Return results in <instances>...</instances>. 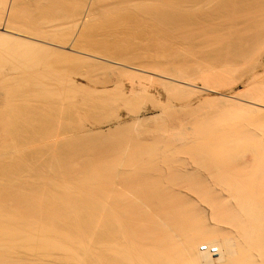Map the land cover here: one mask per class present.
<instances>
[{
	"label": "bare ground",
	"instance_id": "6f19581e",
	"mask_svg": "<svg viewBox=\"0 0 264 264\" xmlns=\"http://www.w3.org/2000/svg\"><path fill=\"white\" fill-rule=\"evenodd\" d=\"M22 1L23 0H0V27H2L3 25L2 31H0V54H5V55H2V57L10 55L14 51V49L19 48V46L25 47L30 50L32 49L33 52L38 51V49L40 51L42 49L45 50V48L49 50L48 47L42 42H44L47 39H49L50 42L52 39L53 40L61 39L59 36L56 37L57 35H59V34H56V32L58 33V31H56V28H55L56 26H58V24L55 25L54 23L55 22L60 23L64 20L68 21V19L72 18L74 14L77 15L76 9L78 7L79 9L81 7L84 9L85 6H82V5H84L87 0H76V1L71 0L70 2L65 1V0L64 1L63 0L61 1L60 0H42L43 3L37 0L39 1V5L40 3L43 4L40 9H39L40 6H37V8L39 9V11H41V13L39 17L38 16L36 17L35 15L34 16L35 18H34L32 17L33 16L32 14L30 17H32L34 20L37 19L36 23L40 25V27H43L42 29L39 26H37V24L35 23L33 19L31 20L30 18V20L28 19L29 20L28 21L25 19V17L27 18V16L25 17H23V15L22 17L19 16L21 15L20 14L21 12L22 14L24 12V10L20 11L21 7H19V4L24 5ZM37 1L34 2V4L33 3L32 4L37 5L36 4L38 3ZM142 1L147 2V0H140L139 1L140 6L143 3ZM161 1L162 0H160V2ZM170 1L171 0H169V2L167 3H171V4L173 3L171 7L175 3L178 2V1L177 2H173V1L170 2ZM186 1L187 3L189 2V0H186ZM222 1L221 0L220 1L219 0H205L204 3H207L208 5H210L211 3H215L214 5L219 6V7L217 6L219 11H217V8L214 9L215 7L213 4L209 6V11L213 7L212 10L213 12L216 13L215 15H217V12H221L223 9L229 10V11L227 10L223 11L221 12V14L223 13L222 15H225L224 17L226 18V20L227 18L232 19L230 18L231 16L233 17V20H231V22H229L230 20L228 19V22H229L228 24L230 23L232 24V21L235 22L232 24L233 27L230 24L231 26L229 27H231V29L236 27V25L237 27H240L242 29L240 30V32L242 31L241 33L236 32L241 35L239 36L237 34L238 36L237 35L236 36L238 38L237 37L236 38L239 39L241 37L242 42L243 41L244 43L246 42L245 44L247 45L250 43L251 44L253 43L254 47H256L254 48L255 50L254 54L260 53V51L264 49V0H222ZM104 2L106 4V0H91L90 5L89 6L86 5L88 6L87 10L89 14L87 15V17L91 16L90 14L92 13H94L92 14L94 15V17L96 16L97 13H100L101 11L99 12L98 8L102 7L103 9L102 3L104 4ZM120 2H122V0ZM123 2L120 3L119 5V6H122L121 8L119 7L117 8L118 2H116L117 5L115 9L119 11L120 13H122L121 11L126 10L125 7L127 5L125 6ZM139 2H137L138 3V7H136L137 9H139ZM131 3L133 4L134 2L132 1ZM191 4L193 5L194 3H192L191 1ZM28 5L30 6V4H27L26 6L28 7ZM72 5L73 7H71ZM200 5L201 4H199V6ZM206 5L202 6V8L205 7L206 9V7H208ZM144 6L146 7L148 5H144ZM122 8L123 10H121ZM148 8H151V6ZM165 8L168 9L169 7H165ZM180 8L181 7L179 6V9ZM31 9H34V13L35 11L37 12L34 6ZM112 9H109V10H111V12L114 13L116 10L114 9L115 10L114 11ZM141 9L138 11L140 12ZM154 9L155 8L153 9L151 8V12H150V9L148 10L151 14L148 12L144 13L146 17L148 18V20H151L152 23L158 22L154 20H158V19L160 20L162 18H164L163 20L166 21L165 18L167 19L168 17L169 19L173 17L172 20H174V18L175 20H177L176 17L178 16L176 15V17H174L175 15H173V13H172L173 16H169L168 14H165L167 12L165 11V13L163 12V14H161V15L165 14V16L162 17V16H159L160 15L159 13L161 12H158L156 14L154 11V13H152ZM158 9L163 11L161 8H158ZM205 9H204V15H205ZM95 10H98L97 13H95L96 12ZM212 10L209 13H212V16H213L214 13L212 12ZM127 11L129 12V10ZM185 11H186V8H185ZM207 11H208V8H207ZM224 12H227L228 14L229 13H232V14H229L230 15L229 16L228 14H225ZM107 13L109 14L108 11ZM209 13L207 15H211ZM154 14H156V16ZM197 14L199 15V13ZM215 15H214V18L217 17V16L215 17ZM226 15H228L229 17L228 16L226 17ZM182 16H185V15H182ZM187 16H190V15H187ZM197 17H196V21H197ZM76 18L73 17V19H76ZM182 18L183 17H181V19ZM189 19L186 18L185 20H188V23H189ZM208 19L209 18H207V20ZM97 20L96 22H98ZM102 21H103V16H102ZM135 21H138V20H135ZM162 21L160 20V22ZM25 22H28V23L30 22V26L32 27L29 26L30 27L29 28ZM150 22L148 21L149 25H150ZM160 22L158 24L159 26H161ZM166 22L165 23L169 25L168 21ZM179 22L180 21L176 23H179ZM213 22H215V20H213ZM213 22H210V23H213ZM135 23L136 22H133L132 24L135 25ZM165 23H162V24H165ZM224 23H227V22H224ZM53 24L55 25V27ZM61 24L64 25L63 23ZM142 24H144V22ZM62 25L60 26V29H62L61 28ZM91 25H93V23H91ZM167 25H164L163 28L161 27V29L164 30V27L171 28V26H167ZM219 25H222V24L219 23ZM36 26L39 27V29H37ZM211 26H214V25L211 24ZM33 27H35L37 31L34 29V32H32ZM85 27H86V24H85ZM139 27H136V29ZM205 27L207 28V26ZM153 28H155L156 30L155 26H153ZM195 28L191 29V31L195 30ZM75 29H77V27ZM172 29L176 30L177 28H175L174 26V28ZM209 29H211L210 25H209ZM225 29L227 28L225 27ZM154 32L158 33L156 31ZM233 32H235V30ZM64 33L66 34V32ZM68 33H71V32L69 31ZM65 34L62 33L61 37L62 35H65ZM230 34L232 33L230 32ZM235 34L233 33L234 36ZM149 35H152V34L149 33ZM163 35L164 34H162V37ZM192 35L194 38L198 37L197 34H196L197 35L196 37L194 33ZM210 35H212V33ZM188 36L191 37L190 40L193 39L191 35H188ZM69 37L67 36L64 38L63 36L62 38L64 41H66V38H68L69 40ZM166 37L168 38V35H166ZM166 37H163L161 39L163 40ZM199 37H202V35ZM186 39L183 38V40L189 41ZM218 39H220V37H218ZM63 40L61 42H63ZM46 42L47 41H45V43ZM207 42L209 43L211 41H207ZM231 42H233V39ZM219 43L221 44L222 42H219ZM159 44H160V41H159ZM159 44L157 42V45ZM169 45H171V43ZM188 45L190 46L191 43ZM159 47H160L159 48L160 53L161 51L164 52L166 50V48L164 47H163L164 50H161L160 45ZM242 47L240 48V50L242 49ZM150 48L149 50H151ZM238 48L239 47H236V49ZM131 49H133V47ZM94 50H97V49H94ZM106 50H108V48ZM100 51H97V52H100ZM127 51L125 53H127ZM250 51H252V49ZM113 52L114 51L112 50L111 57H112ZM166 52H169V50H167ZM87 53L85 56H87L88 59L90 58L94 62L95 56H93V54L91 55L89 53L90 54L89 55ZM104 53L106 54V52ZM107 53L110 54V52H107ZM114 53H116V50ZM107 55H106V58H107ZM115 55L113 57H115ZM154 55H155V52H154ZM166 55H168V53ZM12 56H14L13 53L10 55L8 63H11L12 65H10V67L14 68L18 65L17 64L18 62L16 61L17 59H14L15 56L14 58ZM135 56L137 57V55ZM170 56H168L169 57L168 60L169 59L171 60V58L173 59L175 58L173 57V55L171 57ZM153 57L154 56H152V58ZM77 58L79 57L77 56ZM128 58L131 59V61L130 60L125 61L127 60V57H126L125 60H121L122 58L121 59L119 58L120 60L118 62L114 60L109 61V62H112L113 64H116V65L127 66V67H129V65H133L134 69H136L137 67H141V68L146 67L145 69H148L147 67H151L150 66L151 64L149 65L150 63L149 59H148L149 63L147 62L149 66L147 65V63H146L147 66L145 67L142 64L143 62L141 59L145 58V56L143 58H140L139 61L142 62L141 64L138 63L139 62L138 57H137L138 59H135L133 56L135 60L134 59L132 60L131 55L130 56L128 55ZM144 60L145 62L147 61V59H144ZM165 60L166 58L163 59V61ZM79 61L81 62L80 59ZM151 61H153V59H151ZM157 61L159 62L160 60H157ZM83 62H86L85 59ZM206 64H207V67L210 66L213 69L212 66L214 64L213 65H209V63H206ZM217 65L215 64L214 67L216 66V68H218ZM214 69L211 73H210L211 70L207 71L206 69L203 73H200L202 70L199 71V73L194 72L196 73V75L194 74L195 76L194 77L192 76L193 78H188L186 76H185L186 78H184L183 76V77H180V79H178L179 77L178 78L176 77L177 78L176 81L183 83V84H187L188 86H193V87H196V85H194L196 81H201L203 84V87L207 88L210 92H215L217 88L224 87L225 84L227 83L223 82L224 78H222L221 79L222 81H220V78L221 76L224 75L223 73H225V71L224 72L217 71V70L214 71ZM136 70H139V69H136ZM8 74H10V72H6L4 76L8 77L9 76ZM27 76H29L28 80L30 81L29 82L30 84L27 82L29 84L27 85L30 86V89L27 95L23 94V88L22 87L20 88L19 84L16 85L14 83L13 85L15 87L12 88V84H11L10 91H11V94L14 93L15 96L14 94H12L11 97L9 96L4 97L2 93L0 92V99H1L0 100V131L3 130L5 132L7 129L8 131H10L11 128H14V129H11L10 131L11 134L10 133L8 134L12 135L13 133L14 135L16 133L18 135V132L20 130L21 132L25 130L24 133L26 134V135H23V133L20 132L22 135L17 136V138L20 136H23V137L26 136V139L23 137L22 138L20 137L19 139V140H22V144L17 146V148L21 146V148H18L20 151L12 150L13 147L15 148V149L13 148L14 150L17 149L16 145L13 146L14 144L13 143L12 144L13 147L10 149V152L12 150L13 152H19L20 154L23 155L24 152L26 153V151L30 150L31 153H34L36 155L34 156V159L35 157L39 156L38 153L40 154V157L34 160L35 164L30 165L31 162H29L30 164H27V165H29L30 168L27 165L26 166L28 169L26 167H25L26 169L23 168L25 171L21 170L23 166L16 168L18 169L17 170L18 172L13 171L15 168L14 169L12 168L13 170L9 169L10 167L8 168V170L11 171L10 174L15 176L12 179L17 180V183L16 182L14 183L12 181L10 182L8 180L10 179V177H12V176L10 177L6 176L7 175L6 173L10 175L9 171L6 170L7 172L4 173L3 170L2 171L0 170V173L3 172L4 174H6V175L3 174L4 175L3 176L1 175L2 174L1 173L0 176H2V178L0 177V179H3V178L5 179L6 177L7 178L5 179L6 182L9 181L11 183V184L6 183V185H9L10 187L9 189H7L8 187L4 185L5 182L3 180L0 182V186L3 184V187H1V190H0V197L2 196L1 194L5 192H6V195H8L7 194L8 190L13 189V186L15 184H18V180L21 181L23 179L22 182L24 181L22 185L20 184L21 182L19 181L20 182L19 185L14 186L13 191L15 190V187H16V190H18L17 192H15V194L17 193V198L10 199L11 197L10 195H9L10 197L8 196L7 198L6 195L4 194L3 196L5 198H0V264H211L209 260L207 261L201 260L200 255L198 253V245L201 243L202 237H206V236L207 238H209V240H212L213 242L216 243L217 247L214 249L215 251L219 252L218 255L220 257V264H264V142L261 141V138H262L261 136L264 137V134H263L264 132L262 133L263 135L260 136L261 138L258 136V138H260L259 139L260 144L256 143L252 145L243 144L242 142L246 141L248 137H250L251 141L252 139L253 141H255L257 138L256 137L257 135L256 136L252 135V134H255L254 130L250 136L249 135L246 136L245 132L240 133L238 132V130L236 131V129H233V128L229 129L230 131H227L225 129H221L217 127H214V128L209 127L207 129L200 130L193 136H189L188 131L184 132L185 136L181 135L182 133H179L177 135H181L179 137L181 138L183 137L182 139L184 140L186 139V141L190 140L191 137L192 138L197 137L200 141L203 140L201 141V143L203 142L202 145L199 144L201 147H203L202 149H205L206 143L208 144L206 146V149L203 150V152H201L202 151L201 147L199 148L198 146H196V148L192 147V148H195L193 149V151L191 150L192 154L190 155L193 160L192 161L190 159V161L191 163L192 162L193 163L192 164L188 163L189 164L188 166L191 165L192 167H188L187 165H185V163H183L180 165L183 167L179 168L180 166L178 165V161L175 160L177 164L175 161H173V163L175 162L174 164L170 162L171 159L174 160V158H168L167 156L164 157L163 155H161L162 153H160V151L155 147L154 148L147 147L148 149H146V147L143 148L142 146H138V148L134 150V152L132 153L133 157L130 156V158L128 157V159L127 158L122 159V157H125L127 155L128 150H129L128 148H130L128 146L125 147V149H123L122 152H120L121 156L119 157L118 160H115L113 162L109 161L110 163L109 165L107 162L101 169L95 168V165L94 166L88 165L90 167L88 166L80 167L76 161L72 160L73 156H71V154L70 156L69 154L65 155V153L67 152L66 151L67 148H70L67 150H74L75 152L78 150H75L76 148L74 149V147L76 146L72 144L73 143L72 135L70 137V135L66 134V132H64L66 129H64L63 131V127H64L63 124H66V121H64L65 123L61 122L62 116L67 119L68 116L66 117L64 116V114L68 115L70 107L72 106L70 104L71 103L70 101H73L71 100L72 98L71 95H73V91H74L72 89L73 86L70 84V82L68 81L65 82V79L64 81L62 80L59 81L58 79H56V80H53L54 81L53 83H44L42 79L44 78L42 77L43 75H38L35 73V74H30V75L28 74ZM224 76L225 77L227 76V72H226V75ZM134 77L138 78L139 76H134ZM14 79L15 77L12 79L13 82H14ZM262 83L264 82H256L253 89L249 93H247L244 97L242 95L240 98H235L236 99L235 101H227V102L222 101L221 112L223 114H230V113L254 114L255 113L257 115L259 114L261 115V113H264L262 112L264 111V84ZM69 85H71L72 90L68 88L70 87ZM171 85L170 86L168 85V88L170 89V87H172L170 90L180 95L182 93L186 95L193 94L197 91V90H194L188 87L179 86V85L172 84V83ZM70 91H72V94L70 93ZM22 100L24 101L28 100V101L27 102L25 101L22 104L21 103ZM25 103L26 104L29 103L28 106H26ZM68 104L71 106L68 107ZM51 105L53 108L51 107ZM47 107H49L47 110L48 112L45 114L46 111L44 110ZM27 110L30 111V112H27L28 115L26 114ZM64 110L65 111L67 110L66 111L67 114L64 112ZM256 112H258L259 114ZM29 113H30V117L26 118L25 116H29ZM48 114H50V116L52 115L49 118V120H47ZM36 115L38 116V118H35ZM262 116H258L260 117L259 119L257 118L258 121L255 118L256 126L258 124L256 128L258 129L259 127L260 128L259 131H261V129L262 131H264V115ZM141 122L142 121L139 120L135 123V125H139ZM67 124H68V121H67ZM69 126H71V124ZM15 127H18L17 128L18 131L15 130ZM2 133L3 132H1L0 134V139L3 141L2 142L0 140L1 141L0 142L1 152H3V150L6 149V148L2 149L3 148L2 145H4L7 142V139L12 138V137L8 138V136L10 135L6 134L7 133L6 132L4 133L5 134V137H4L5 142H4L2 138L3 136ZM31 133L32 134L37 133L35 136L36 139L33 137L34 135L33 136L31 135ZM37 136H40L39 142H36L38 141ZM201 137H203V139ZM15 138L16 137H14L13 139ZM29 138L33 142H30ZM65 138L69 139V142H66L67 145H65L66 143H63L64 145L61 143L63 139L65 140ZM13 139H12V142H13ZM23 140H24L25 145H23ZM204 140L205 141L207 140V142H205ZM75 143L77 144V142ZM10 146L8 147L10 148ZM23 146L24 147L27 146V149L25 148L24 150V148H22ZM63 148L64 149L66 148L65 149L66 152L64 151ZM192 148L190 147L189 150ZM197 148L199 151L197 150ZM39 149H43V151H40ZM6 150L9 152L8 149ZM34 150H39V151H37V153L32 152ZM7 151L5 154H4L5 152L4 151L0 155L2 156L3 154L6 155L8 153ZM40 152L43 154H41ZM19 158H20V155H19ZM160 159L163 165L165 163V166L167 167L164 166L163 167L164 169L162 170L161 168L157 169L159 170L158 172L157 170H151L152 169L151 165H153L154 163L156 165V162H158L159 164V162H161ZM25 160L27 161L30 159H25ZM18 161L20 162V160ZM190 161H187V162H190ZM180 162L181 160L179 161V163ZM6 163L10 164L8 162ZM15 163H17V161ZM20 163L22 164V161ZM201 166L205 169H203ZM156 167L157 166H155L154 168ZM200 167L202 171L200 170ZM165 168H167V170L165 173H163L165 171ZM26 170L28 172H26ZM199 170L201 172L206 170L204 174L208 175L206 178L208 182L207 180L204 179L206 175L205 176L201 175L200 180L204 179L203 181H206L207 183L205 182L202 184L203 181L202 182L198 181V184L193 183L192 185L190 184L189 186H186V187L185 185H183V187L182 185H178L180 183L183 184L182 182L184 180H186L185 183H187L192 177H195L198 173H200ZM30 171H31V174L33 173L32 174L33 177L31 175H29V177L31 176L30 178L25 177V174L26 176H28L27 174H30ZM153 171H156V173H154ZM97 172L102 173L103 175L101 174V176L103 177L101 178V176H99L100 174H98L96 177L95 173ZM16 175L17 176L20 175V176L16 178ZM211 177L214 178V180H212ZM26 178L27 180H24ZM31 178H33L34 180ZM97 178H99L101 181L98 180ZM29 179L32 180L33 182L30 181ZM209 180L210 181L212 180L214 182L209 183L210 182ZM28 181H30L32 184H30ZM25 182H28L26 184L27 188H29L28 184L33 186L32 187L29 185L30 186L29 189L33 190V191L29 190L33 192V193L30 192L32 194V195L30 194L32 196L31 199L30 198L27 199V195L25 194H24L26 196L25 199L24 197L21 198L23 193L22 195H19L20 197H18V192L20 191V189H22L21 187L25 186L23 185L25 184ZM192 182H195V181H192ZM117 184H119V186L121 187L118 193L116 191ZM92 189H94L93 191L98 192V194L96 193L93 194V195L96 194L98 198L96 197V195L92 196V191H91ZM10 192L14 193L12 192V190H10L8 193ZM15 194L14 196L13 194H11L12 197H15L16 196Z\"/></svg>",
	"mask_w": 264,
	"mask_h": 264
},
{
	"label": "rangeland",
	"instance_id": "374dc122",
	"mask_svg": "<svg viewBox=\"0 0 264 264\" xmlns=\"http://www.w3.org/2000/svg\"><path fill=\"white\" fill-rule=\"evenodd\" d=\"M36 1L37 0H23L22 2L24 3V5L19 4V7H21V10H20V8H19V10L20 11L24 10V12H23V14L21 12L20 13L21 15H19V16H21V17H22V15H23V17L27 16V18L25 17L26 20H28V19L30 20V18L32 20L33 19L32 17H34L35 15H36V17L37 16L39 17V15L41 13V11H39V9L43 5L41 3L39 5V1L42 3H43V1L39 0V1H37L38 3H36L37 5H33L34 2H36ZM65 1L70 2L71 0H65ZM90 1L91 0H89V1L87 0L85 2V4L82 5V6H85L84 9L82 7H81L82 9L80 8L81 10L79 9V7L76 9L77 13L76 12L75 13L77 15L74 14V16H72V18L68 19V21L64 20L67 24L64 21H62L60 23L55 22L54 23L55 25L58 24V26H56V27L53 24L54 27L56 28V31H58V33L55 31L56 34H59L56 37L59 36L63 40V38H62L63 36H64V38L67 36L68 37L70 36L69 40H68V38H66V41L63 40V42H61L62 41L61 39H58V40L52 39L50 42V40L47 39L45 41H47L48 43L47 42L45 43V41L42 43L45 44L49 50H47V48L44 47L45 50L42 49L40 51L38 49V51H35V52H33L32 49L30 50V49H27L25 47L19 46V48L14 49V51L12 50L13 51L12 53L14 54L15 58H14V56H12V57L14 59H17L16 61L18 62L17 63L18 65L14 68L10 67V65H12L11 63H8L9 57L12 53L8 56H5V57H2V55H5V54H0V92L2 93V95L4 97L5 96L11 97L12 94H14V93L11 94V91H10L11 90V87H10L11 84H12V88L15 87L13 85V83L16 85L19 84L20 85L19 87L23 88V94L27 95L28 91L30 89V86H28L30 84L29 83L30 81L28 80L29 76H27V75L28 74L29 75L35 74V73L38 75H43L42 77H44V78H42V79H43L44 83H53L54 82L53 80H56V79H58L59 81L60 80L64 81V79H65V82L66 81L70 82V84L73 86L72 89L74 91L76 90L75 92L73 91V95H71L72 96L71 100H73V101H70L71 102L70 104L72 106L68 104V107L71 106L70 110L68 109L69 113H68V115L64 114V116H66V117L68 116L67 117L68 120L62 116L63 118L61 117V120H62L61 122L63 123L64 121H66V124H63L64 125L63 131H64V129H66L64 132H66V134L70 135V137L72 135L73 139L72 138L71 139L73 140V143L72 142L71 143L74 146H76V147H74V149L76 148L75 150H78V151L75 152L74 150H67L70 148L66 147L67 149L66 148L65 149L67 152L63 148L64 151L66 152L65 155L69 154V156H70V154H71V156H73L72 160L76 161L80 167H85L88 165H93V166L95 165V168L101 169L107 162L109 165L110 164L109 161L113 162L115 160H118L119 157L121 156L120 152H122V150L125 149V147H127V146L130 148H128L129 150H128L127 155L125 157H122V159H125V158L128 159V157L130 158V156L133 157L132 153L134 152V150H136L138 148V146H142L143 148L146 147V149L155 147L160 151V153H162L161 155H163L164 157L167 156L168 158H174V160L171 159V161L168 159L171 163H173V161L176 160V161H178L179 166L183 163H185V165L188 166L189 165L188 163H190V164L193 163V162L191 163V161H190V159L192 160V157L190 155L192 154L193 149H195L196 146H198V148L201 147L200 145H202V143H203V142L201 143V141H203V140L200 141L197 137H193V138L191 137L190 140L186 141V139L185 140L182 139L183 137L182 138L179 137L181 135L185 136V134H184L185 131L189 132V136H193L198 131L203 130V129H207L209 127L210 128L211 127L212 128L217 127V128L225 129L227 131H230L229 129L233 128V129H236V131L238 130V132H240V133L245 132L246 136L247 135L250 136L254 130L255 134H252V135H255V136L257 135L256 140L254 139L255 141H253V139H252V141H251L250 137H248V139L242 143L243 144H251V145L256 144V143L260 142L259 139L261 137H262L261 141L264 142V140H263L264 137L261 136L264 134L263 133L264 131H262V129H261V131H259L260 128L259 127H258V129L256 128L258 126V124L256 126V122H255L257 118L258 119L260 118L258 116H262V115H264V113H261V115H260L259 114L260 111H259V113L256 112L259 114V115H257L255 113L254 114H241V113L223 114L221 112L222 101L223 102L235 101L236 100L235 98H240L242 95L244 97L247 93H249L253 89L256 82H264V49H262L260 51V53L254 54V52H255L254 48H256V47H254L253 43L248 44L249 45L248 46L247 44H245L246 42L245 43H244V41L242 42L241 37L239 39H237L238 38L237 36L238 35L241 36V35L236 33V32H240V30H242V29L240 27H237V25H236L237 28L234 27L231 29V27H229L235 22L232 21V24L230 23L231 25L228 24L229 22H231V20H233V17L231 16L230 18H232V19L227 18V20H226V18L224 17L225 15H222L223 13L221 14V12L227 10L226 8H225L226 10L221 9L222 10L221 12H217V11H219L218 10L219 6L214 5L215 3H211L215 7L214 9L217 8V11H216L217 15H215L216 13L213 12V10H212L213 7L211 8L215 17L217 16L216 17L217 19H216V18H214V15L212 16V13H209L211 11V10L209 11V6L211 4L208 5L207 3H204L205 0L204 1L199 0V2H198V0H189V2H190V3L188 2L189 4L187 3L186 0H171L173 2L178 1L172 7H171V5L173 3L172 4L167 3V2H169V0H167V1L162 0L161 2H163V3H161L160 0H158V1L157 0H147V2L144 1L145 3L142 1L144 4L141 2L142 3L141 6H140V2H139L140 0H138V1L137 0H126V1L122 0V2L124 1L123 4L125 6L126 5L129 6V4L132 1L134 3L133 4L131 3L129 7H127V6L125 7L122 4L126 8V10H123V8L121 10L125 11L126 13L123 11H121L122 13H120L119 11H117L115 9V7L117 5L116 2H118L117 8L122 7V6H119L120 3H122V2H120L121 0L120 1L119 0H106V4H105V2H104V4L102 3L103 9H102V7H100V8L97 7L99 12L101 11L100 12L101 15H100V13H97L98 10H95L96 12L94 11L95 13H97L95 16L96 18H95L94 15H92L94 13L90 14L91 16L87 17V15H89L87 7L90 5ZM135 1L139 2V9L136 8V7H138V3ZM191 1H192V3H194L193 5L191 4ZM195 3H197V4H195ZM27 4H30V6L28 5V7H27L26 6ZM162 4H163V6H162ZM199 4H201V5L199 6ZM202 4H204V5L207 4L206 6H208V7H206V9H205V7L202 8V6H204ZM32 5L34 6V8H36L35 10H37V12L35 11V13H37L38 15L34 13V9H31L33 7ZM86 5H88V6H86ZM108 5H110V6H108ZM113 5H114V7H113ZM144 5H148V6L145 7ZM149 5L151 6L152 9L155 8L152 11V13H154V11L156 14L158 12H161V13H159L160 14L159 16H162V17H164L165 14H168L169 16L175 15L174 17H176V15H177L178 17H176V19L180 22L176 23L178 21L175 20V18H174V20H172L173 17L170 19L168 17L167 19H169V20H167L165 18V20L168 21V23H169V25H167L166 24L167 22L164 21L163 20L164 18L161 17L162 19H160V20L161 21L163 20L162 22H160V20L157 18L158 20H154V21H158V22H154L155 24L152 23V21L148 20V18L144 14L145 12H148V13L151 12V8H148V7H150ZM178 5L181 7L180 9H179ZM37 6H40L39 9L37 8ZM107 6H108V8H107ZM142 6H144V7H142ZM197 6H198V8H197ZM23 7H24V9H23ZM71 7H73V5ZM165 7H169L168 9H170V10H168ZM158 8H161L163 11H161ZM171 8H172V10H171ZM185 8H186V11H185ZM207 8H208V11H207ZM100 9H102V10H100ZM109 9H112V10L115 9L116 11L114 10L115 12L113 11L114 13H112L111 10H109ZM140 9H141V11H140L141 13L138 11ZM149 9H150V12L148 11ZM204 9H205V15H207L208 13L211 15H207L208 17L205 16L204 15ZM127 10H129V12L130 11L131 12L129 13ZM193 10H194V12H193ZM107 11L109 12V14L107 13ZM165 11H167V12L165 13ZM181 11H183V12H181ZM227 11H229V10H227ZM31 12H33V13H31ZM163 12L165 14L161 15V14H163ZM174 12L177 14H175ZM172 13H173V15H172ZM197 13H199V15ZM224 13L228 14L227 12H224ZM31 14L33 15L32 17H30ZM156 14H154V15L156 16ZM180 14H181V16H180ZM220 14H221V16H220ZM229 14H232V13H229ZM182 15H185V16H182ZM187 15H190V16H187ZM228 15H226V17ZM28 16H29V18H28ZM102 16H103V21H102ZM73 17L76 19H73ZM181 17H183V18L181 19ZM196 17H197V21H196ZM204 17H206V18H204ZM186 18L187 19L190 18L189 19L190 24L188 23V20H185ZM207 18H209V19L207 20ZM228 19L230 20L229 22H228ZM26 20H24V21H26ZM36 20L37 19L34 20L35 23H36ZM86 20L88 21V23L90 25L87 23ZM96 20L98 22H96ZM135 20H138V21H135ZM190 20H192V21H190ZM201 20H203V21H201ZM213 20H215V22H213ZM34 21H33V23H34ZM101 21H102V23H101ZM148 21L149 22L151 21L150 25H149ZM118 22L119 23L121 22L122 24L121 23L119 24ZM133 22H136L135 25L132 24ZM139 22H140V24H139ZM143 22H144V24H142ZM159 22H160L161 26L158 25ZM210 22H213V23H210ZM224 22H227V23H224ZM25 23H26V25H28V27L30 26V22L29 23L25 22ZM61 23H63L65 26L62 25ZM68 23H70V24H68ZM91 23H93V25H91ZM107 23H109V24H107ZM111 23L114 25H112ZM151 23L153 26L156 27V30H155V28H153ZM162 23H165V24H162ZM171 23H173V24H171ZM219 23L222 25H219ZM85 24H86V27H85ZM181 24H183V25L185 24V25L183 26ZM188 24L190 27L188 26ZM199 24H201V25H199ZM211 24L214 26L216 25L215 28H214V26H211ZM61 25H62L61 28L64 31L62 29H60ZM66 25H67V27H66ZM98 25H100V26H98ZM130 25H132V26H130ZM144 25H146V26H144ZM164 25L171 26V28L170 27H164V30H162L161 27L163 28ZM209 25H210L211 29H209ZM37 26L40 27V25H38V24H37ZM174 26H175V28H177L176 30L172 29V28H174ZM197 26H199V27H197ZM205 26H207V28ZM30 27H32V26H30ZM39 27H37V29H39ZM76 27H77V29H75ZM136 27H139V28H137L138 30L136 29ZM225 27L228 29V31H227V29H225ZM232 27H233V25H232ZM2 28H3V25H2V27H0V31H2ZM40 28L42 29L43 27H40ZM167 28L168 29L170 28V29L168 30ZM194 28L196 31L195 30L191 31V29H194ZM32 29H33V31L31 29L30 30L32 32H34L35 27H33ZM215 29H217L218 31ZM233 29L235 30V32H233L234 31ZM236 29H238V30H236ZM152 30H154L158 33H155ZM69 31L71 33H68ZM151 31H152V33H151ZM171 31H173V32H171ZM188 31H190V32H188ZM64 32H66V34ZM167 32H169V33H167ZM214 32L215 33L217 32V33L215 34ZM230 32L232 34H230ZM62 33L65 35H62V37H61ZM149 33L152 35H149ZM193 33H194L195 37L197 35H198V37L194 38L192 35ZM200 33H201L202 37H199V36H201ZM211 33H212V35H210ZM233 33L234 34L236 33L235 36L233 35ZM162 34H164L163 37H166V35H168V38L166 37V38H164L165 40L164 39L162 40L161 39V38H163ZM169 34H170V36H169ZM188 35H191L193 37V39H192L193 41L190 40L191 37ZM228 35H229V37H228ZM223 36L226 38H224ZM153 37H155V38L157 37L158 39L157 38L155 39ZM218 37H220V39H218ZM70 38H71V40H70ZM151 38H153V39H151ZM175 38H177V39H175ZM183 38L184 39L187 38L186 40H189L190 42L183 40ZM214 38H216V39H214ZM232 39H233V42H231ZM166 40H167V42H166ZM238 40L241 42H239ZM159 41H160V44H159ZM207 41H211V42L208 43ZM234 41H235V43H234ZM157 42L161 46V50H164L163 47L166 48V50L164 52H162L161 50H160L161 53L159 52L160 47H159V45H157ZM161 42H162V44H161ZM214 42H215V44H214ZM219 42H222V43L220 44ZM229 42H231L232 44ZM238 42L241 43L242 45L244 43L243 47ZM49 43H51V44H49ZM73 43H75V44H73ZM163 43L165 44V46L166 45L167 46L165 47ZM170 43H171V45H169ZM190 43H191V45L189 46L188 44H190ZM202 43H204V44H202ZM205 43H207V44H205ZM85 44L87 46L89 44V46L87 47ZM228 46H230V47H228ZM240 46L242 47L241 50H240V48H241ZM250 46H252V47H250ZM132 47H133V49H131ZM236 47H239V48L236 49ZM107 48H108V50H106ZM149 48L151 50H149ZM153 48H154V50H153ZM94 49H97V50H94ZM251 49H252V51H250ZM112 50L114 52L116 50V53H118V54H116L113 52L112 57L116 54L117 56L115 55V57H117L118 59L115 57H113V58L111 57ZM167 50H169V52H166ZM97 51H100V52H97ZM126 51H127V53H125ZM151 51H152V53H151ZM156 51H157V53H156ZM87 52H89L91 55L93 54V56H95L94 62H93V60H91L90 58L88 59L87 56H85ZM104 52H106V54ZM107 52H110V54H108ZM154 52H155V55H154ZM62 53H64V54H62ZM66 53H67V55H66ZM89 53H87V54H89ZM167 53H168V55H166ZM107 54L111 58H109ZM106 55H107V58H106ZM128 55L129 56L131 55L132 60L136 57L135 55H137V57L139 59L137 57L135 59H138V61L140 60V58H143L145 56V58L141 59L143 63L140 61L139 62L136 61V62H138L140 64L142 63L145 67L148 65V63H149L148 59H149L150 60L149 65L151 64L150 65L151 67H147L148 69H145L146 67L145 68H143V67L142 68L141 67L136 68L135 67L136 69H139V70H136L133 68L134 67L133 65H129V67H127V66L116 65V64H113L112 62H109V61H113V60L118 62L121 58H122L121 60H125L126 57H127V60H125V61H128V60L131 61V59H129L130 57L128 58ZM140 55H141V57H140ZM159 55H161V56H159ZM170 55L171 56L173 55V57H175V58L174 59L171 58V60L170 59L168 60V58H169L168 56H170ZM66 56H67V58H66ZM77 56L79 58H77ZM133 56H134V58H133ZM152 56H154V57L152 58ZM75 58H77V59H75ZM165 58L168 61H166V60L163 61V59H165ZM213 58H215V59H213ZM79 59L81 60V62H83L85 59L86 62L81 63L79 61ZM144 59H147V61L145 62ZM151 59H153V61H151ZM155 59H156V61H155ZM157 60H160V61L158 62ZM88 61H89V63H88ZM77 62H78V64H77ZM153 62H155V63H153ZM210 62H211V64H210ZM146 63H147V65H146ZM206 63H209V65H213V64L217 65L218 64L217 65L218 68H216V66L214 67V65L212 66L213 69L215 68L214 71H216V70L217 71H223V72L225 71V73H223L224 75H226V72H227V76H228V77L226 76L227 78L223 74H222L223 76H221V78H220V81H222L221 79L224 78L223 82L227 83V84H225L224 87H219L216 89L215 92H210L207 88L203 87V84L201 81H196L194 84L198 88L193 87V86H188L187 84H183V83L176 81L178 77H179L178 79H180V77H183V76H184V78H186V77L193 78L196 75V73H194V72L199 73V71L202 70L200 73H203L205 71V69L207 71H210L212 68L209 65H208L209 67H207ZM207 68L208 69L210 68V69L208 70ZM195 69H196V71H195ZM213 69L210 71V73L213 71ZM222 69H224V70H222ZM6 72H10V74H8L9 75L8 77L4 76V74H6ZM181 73H182V75H181ZM134 76H139V77L136 78ZM14 77H15V79L13 82L12 79ZM166 83L169 86L172 83V84H176L179 86L188 87V88H191V89H194L197 91L193 94L186 95V94L182 93L180 95L178 93L172 92L170 90L172 87H170V89H169L168 85ZM262 84H264V83H262ZM71 85H69L70 87H68L70 90H72ZM70 93L72 94V91H70ZM14 96H15V94H14ZM25 99H27V98H25ZM22 101H21V103L23 104L26 100L25 101L22 100ZM72 102L75 105H73ZM28 104H26V106H28ZM51 107H52V105H51ZM48 108L49 107H47L44 110V111H46L45 114L48 112L47 111ZM66 111L64 110V112L67 114ZM27 112H30V111L27 110L26 114H27ZM262 112H264V111H262ZM69 114H71V115H69ZM48 116H47L48 119L46 118L47 120H49V118L51 117L50 114H48ZM253 116H255V117H253ZM25 117L26 118L30 117V113H29V116H25ZM35 118H38V116L36 115ZM258 119H257V121H258ZM139 120H141L142 122L139 125H135V123ZM67 121H68V124H67ZM70 124H71V126H69ZM17 128L18 127H15L16 131H18ZM11 129H14V128H11ZM11 129H10V131H11ZM10 131H8V129L5 132L3 130L0 131V134H1V132H3L2 133L3 140L5 137L4 133L7 132L6 134H8V133H10ZM14 131H12V132H14ZM24 131L25 130H23V132H21V130H20L18 132V135H22L21 133H23V135H26L24 133ZM179 133H182V134L177 135ZM10 134H8V135H10ZM36 134L31 133L32 136L34 135L33 136L34 138H35ZM8 135H6V136H8ZM12 135H13V133H12ZM12 135L8 136V138L9 137H12V138L7 139V142H6L7 144L3 143L5 146L2 145V147H3L2 149L6 148L9 150V152L13 146L16 145V148H17V146L22 144V140H19V139H20V137L22 138L23 136H20L17 138L18 135L16 133L14 134L15 136L14 135L12 136ZM258 136L259 137L261 136V137L258 138ZM14 137H16V138L13 139ZM39 137L40 136H37L38 141L35 140L36 142L40 141ZM23 138L26 139V136ZM201 138L203 139V137H201ZM12 139H13V142H12ZM29 140H30V142H33V141H31L30 138H29ZM4 142H5V140H4ZM18 142L19 143L21 142V143L19 144ZM66 142H69V139L65 138V140L63 139V141L61 143L63 144ZM75 142H77V144ZM205 142H207V140ZM12 144H13V146H12ZM23 145H25L24 140H23ZM65 145H67V143ZM68 145H69V143H68ZM77 145H79V146H77ZM205 145L207 146L208 144L206 143ZM8 146H10V148ZM206 146H205V149H206ZM190 147L191 148L195 147V148H192L189 150ZM13 148H12L13 151H20L18 148H21V146L18 147L16 150H14L15 148L14 149ZM22 148H24V150H25V148L27 149V146L26 147L23 146ZM198 148H197V150H198ZM202 148L203 147H201V149ZM0 149H1V147H0ZM6 149L3 150V152L5 151L4 154L7 151ZM173 149L174 150L176 149L175 150L176 152ZM205 149H202L201 152H203V150H205ZM12 150L10 153L7 151L8 153L6 155H4V154H3V156L0 155L1 156V158H0V165H1L0 170L1 171L3 170L4 173L9 171V174H10L11 171L8 170L9 167H10L9 169H11V170H13L14 168L16 169V168L22 167V166L23 167L21 168V170H24L23 168H25V167L27 168V166L30 168V166L27 164H30L29 162H31L30 165L35 164L34 160L36 158L38 159V157H40V154L38 153L39 156L35 157V159H34V156H36V155L34 153H31L30 150L26 151V153L24 152V154H25V155L23 154L24 156L22 154H20L19 152H13ZM39 150L43 151V149H39ZM39 150H34L32 152L37 153V151H39ZM22 151H21V153H22ZM3 152L0 151V154ZM41 154H43V153H41ZM14 155H16V156H14ZM19 155H20V158H19ZM28 156H29V158H28ZM31 156H33V157H31ZM10 159H12V160H10ZM17 159L20 160V162L22 161V164ZM25 159H30V160L26 161ZM7 160H9V161H7ZM15 160L17 161V163H15L16 162ZM180 160H181V162L179 163ZM10 161L14 162L15 165H14V163H12ZM160 161H161V159H160ZM187 161H190V162H187ZM6 162H8L10 164H7ZM161 163H162V161L159 162L160 165L158 164V162H156V165H155V163L153 165H151V163H150V165L152 166V169L150 168L151 166L149 168L151 170H157V169L161 168V170H162V169H164L163 167L165 166V163H164V165H163V163L162 164ZM176 164H177V162H176ZM2 166H3V168H2ZM153 166L154 167L157 166V167L154 168ZM160 166H162V167H160ZM88 167H90V166H88ZM165 167H167V166H165ZM181 167H183V166H180L179 168H181ZM188 167H192V166L190 165ZM201 167H200V170L202 171ZM4 168H5V170H4ZM15 169L13 171L18 172L17 171L18 169H16V170ZM203 169H205V168H203ZM91 170H92V168H91ZM91 170H89V171H91ZM166 170H167V168H165V171L163 170L164 171L163 173H165ZM13 171H12V173H13ZM158 171L159 170H157V172ZM201 171H200V173H202V174L198 173L200 175H198V174L196 175V173H195L196 176L194 175L195 177H192L193 180L191 178L188 181L189 183L187 182L188 184L185 183L186 180H184L182 182L183 184L180 183L178 185H182V187H183V185H185V187H186V186H189L190 184L192 185L193 183L198 184V181L202 182L204 179L207 180L206 178L208 175L204 174L206 172V170L203 172H201ZM3 172H1L2 174L1 173L0 174L3 175L4 174ZM26 172H28V171L26 170ZM153 172L156 173V171H153ZM6 174H4V175L9 176V177L12 176V177H10L11 180L8 179L10 182L12 181L14 183L15 182L17 183V180L12 179L13 177H15L14 175H12V174L8 175V173H6ZM32 174L30 171V174H27L28 176H26V174H25V177H29V175L32 176ZM95 174H96L95 176L97 177L98 174H100L99 176H101L102 173L97 172ZM201 175L202 176L206 175L203 180H200ZM19 176L20 175H18V176L16 175V178H18ZM0 177L2 178V176H0ZM102 177L103 176H101V178ZM194 178H195V180H194ZM5 179H7V178L5 177ZM5 179L4 178L0 179V182L3 180L5 182V183L2 182V183H4V185H6V183H10L9 181L6 182ZM31 179H33V178H31ZM97 179L100 180L99 178H97ZM211 179L214 180V178H212V177H211ZM22 180L21 181L18 180V184H15V185L18 186L20 182H21L20 184L22 185V183L24 182V181L22 182ZM24 180H27V178ZM191 180L195 181V182H192ZM212 180L211 181L209 180L210 181L209 183L214 182ZM30 181H32V180H30ZM30 181H28V182L30 184H32ZM28 182H25V184H23V185H25L24 187L20 186L22 189H20V191L18 192V197H20L19 195H22V193H23L21 198L24 197V199H25V197H26L25 195H27V199L28 198L31 199V197H32L31 193H33L31 191H33V190L29 189L30 186H32L30 184H28L29 188H27L26 184ZM205 182L206 181H203L202 184ZM207 182H208V180H207ZM14 183H12V184H14ZM199 184H201V183H199ZM6 186L8 187L7 189L10 188L9 185H6ZM14 186H13V189H14ZM1 187H3V184L0 186V190H1ZM13 189H10V190H12V192H14V193H11V192L10 193L13 194V196H14L15 192H17L18 190H16V187H15L14 191H13ZM119 189H121V187L119 186V184H117V188H116L117 193H118ZM10 190H8V192ZM29 190H31V191H29ZM93 190L94 189L91 190L92 196H95L96 194H98V192H95ZM5 191H6V189H5ZM99 191H101V190H99ZM8 192H7L8 195H6V192L3 193L4 195H6L7 198L9 195L11 196V197L9 196L10 199L11 198H17V193L15 194L16 195L15 197H12V195ZM94 193H96V194L93 195ZM3 194H1L2 196L0 198H5L3 196ZM96 197H97V195H96ZM216 247H217L216 243L213 242L212 240H209V238H207V236L202 237L201 243L198 245V253L200 255L201 260H203V261L209 260L211 262V264H220V257L218 255L219 252L216 251V254L211 253L213 251V249ZM203 249H206V250L203 251Z\"/></svg>",
	"mask_w": 264,
	"mask_h": 264
},
{
	"label": "built area",
	"instance_id": "2783aa9c",
	"mask_svg": "<svg viewBox=\"0 0 264 264\" xmlns=\"http://www.w3.org/2000/svg\"><path fill=\"white\" fill-rule=\"evenodd\" d=\"M205 248V247H204ZM203 250H206V249H203ZM215 249H213V251L211 252L212 254H215L216 253V251H214Z\"/></svg>",
	"mask_w": 264,
	"mask_h": 264
}]
</instances>
